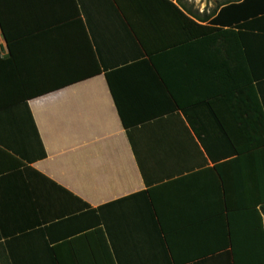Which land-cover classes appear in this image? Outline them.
I'll use <instances>...</instances> for the list:
<instances>
[{
  "label": "crops",
  "instance_id": "crops-1",
  "mask_svg": "<svg viewBox=\"0 0 264 264\" xmlns=\"http://www.w3.org/2000/svg\"><path fill=\"white\" fill-rule=\"evenodd\" d=\"M169 1L0 0L6 264H264V0Z\"/></svg>",
  "mask_w": 264,
  "mask_h": 264
},
{
  "label": "trees",
  "instance_id": "trees-1",
  "mask_svg": "<svg viewBox=\"0 0 264 264\" xmlns=\"http://www.w3.org/2000/svg\"><path fill=\"white\" fill-rule=\"evenodd\" d=\"M163 2H167L171 6L175 7L174 4H172L169 0H160ZM237 0H221L222 3H233ZM261 7V6H260ZM257 20L264 21V12ZM247 27L249 26L248 23L240 24L239 27ZM48 89L46 86L36 89L34 91H25V98L32 97L33 95H40V93H43ZM235 144V142H232ZM250 149V150H249ZM236 150H239V148L233 147V151L235 153ZM246 151L249 152V159H250V172H249V187H248V193L249 198L248 199H242L240 204L237 206L239 208L237 209H248V208H255L258 207L261 214L263 215L264 220V144L263 146H247ZM252 151V152H251ZM248 200V201H246ZM6 260H8V255L6 254L5 245L3 242H0V264H6Z\"/></svg>",
  "mask_w": 264,
  "mask_h": 264
}]
</instances>
